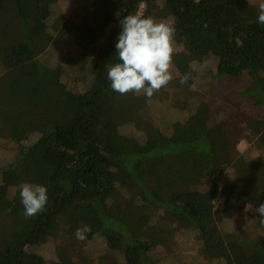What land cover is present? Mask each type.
Instances as JSON below:
<instances>
[{
    "label": "trees",
    "instance_id": "1",
    "mask_svg": "<svg viewBox=\"0 0 264 264\" xmlns=\"http://www.w3.org/2000/svg\"><path fill=\"white\" fill-rule=\"evenodd\" d=\"M27 1L0 0V63L34 62L38 79L48 76L50 97L52 76H63L64 68L49 63L69 54L58 47L41 63L29 24L52 20L48 4L57 0L31 1L32 15ZM89 1L86 15L69 22L80 27L75 46L90 59L87 69L71 91L57 81L58 121L43 113L42 145L52 167L42 184L47 204L31 235L7 247L0 264H90V242L97 243L94 264H264V218L255 212L264 202V25L249 17L250 0ZM140 6L144 16L175 27L173 79L151 98L118 96L107 79L108 65L120 62L119 21ZM64 23L59 15L56 41L69 34ZM188 72L195 91L192 80L180 83ZM201 97L230 110L211 118ZM238 128L248 144L242 153ZM129 203L135 209L127 210ZM84 226L91 231L77 260L53 231ZM143 229L161 240L160 251ZM42 243L48 257L30 248Z\"/></svg>",
    "mask_w": 264,
    "mask_h": 264
},
{
    "label": "rangeland",
    "instance_id": "2",
    "mask_svg": "<svg viewBox=\"0 0 264 264\" xmlns=\"http://www.w3.org/2000/svg\"><path fill=\"white\" fill-rule=\"evenodd\" d=\"M31 1L34 0H28L27 3L32 15L35 12V7ZM89 3V0L53 1L48 4L49 16L52 17V20L48 17L42 21L33 20V18L30 20V42L41 63L45 61L46 54H52L58 47L69 54L68 57L62 54L49 63L53 69L56 65L64 68L63 76H60V71L58 77L55 76L56 73L52 76L56 78V83L51 86L53 93L49 95L50 97L45 92L48 76L42 74V78L39 80V71L35 69L34 62L14 68L1 67L3 63H0V254L9 246L25 242L34 229L36 216L27 219L24 217V206L19 190L25 182L42 185L52 172L51 165L45 160L42 145V137L46 127L43 118L47 116L44 117L43 113L45 110L46 112L49 111L52 115L51 118L54 119V116L58 115L57 112H60V105L56 106L54 101L58 100L64 91L68 92L74 89L75 79L83 75L87 69L90 59H81L79 55L83 52L75 46L76 38L81 30L79 26L76 28L72 24L86 15ZM259 3L260 0H250V18L257 16ZM59 15L65 21L64 24L67 28L65 29L69 31V34H63L59 41H56ZM28 19L31 18L28 17ZM107 26L105 29H108ZM96 49L97 45L89 47L84 54L92 55ZM57 81L63 92L57 86ZM37 82H40V85H37ZM203 99L208 105L211 118H216L221 110H230L228 105L219 108L214 99L201 97V100ZM110 116L114 119L112 113ZM237 120L231 121L236 122ZM234 139L236 151L244 152L248 144L243 139L239 128L235 132ZM130 204L131 206L127 210L135 209L132 207V203L128 205ZM222 204L223 199L217 198L216 206L220 208ZM225 228H230V225L225 224ZM76 229L74 227L56 229L53 234L60 240L61 244L63 242V250L72 251L73 248L75 251L73 258L79 260L81 255L86 252H82L80 248L82 240L76 238ZM143 236L154 243L156 250H161L162 242L156 234L143 229ZM96 244L90 242L87 246L91 249L88 253L91 256L90 264H94L92 259L96 257L94 251ZM42 245L43 243L32 245L30 248L35 246L34 248H37L35 253L48 257L43 252H49L50 248L46 247L41 250L39 247ZM96 264H103V260Z\"/></svg>",
    "mask_w": 264,
    "mask_h": 264
},
{
    "label": "clouds",
    "instance_id": "3",
    "mask_svg": "<svg viewBox=\"0 0 264 264\" xmlns=\"http://www.w3.org/2000/svg\"><path fill=\"white\" fill-rule=\"evenodd\" d=\"M257 23L264 25V0L258 4ZM121 31L115 43L119 63L108 65L107 79L111 89L121 95L128 93L143 94L151 98L166 87L173 79L170 71L174 53L175 27L163 20L157 21L141 13L131 14L119 21ZM195 77L191 72L183 74L180 83L196 90ZM47 187L44 185L23 183L20 186L24 217L31 218L42 212L48 201ZM255 212L264 218V202ZM91 231L88 226L77 228L75 236L79 240L86 238Z\"/></svg>",
    "mask_w": 264,
    "mask_h": 264
},
{
    "label": "built area",
    "instance_id": "4",
    "mask_svg": "<svg viewBox=\"0 0 264 264\" xmlns=\"http://www.w3.org/2000/svg\"><path fill=\"white\" fill-rule=\"evenodd\" d=\"M141 10H142V6H140V9H139V12L138 13H141ZM220 196H218L217 198H219ZM217 200V199H216ZM215 206H216V202H215ZM217 207V206H216ZM222 207V206H221ZM220 207V208H221ZM218 208V207H217Z\"/></svg>",
    "mask_w": 264,
    "mask_h": 264
}]
</instances>
